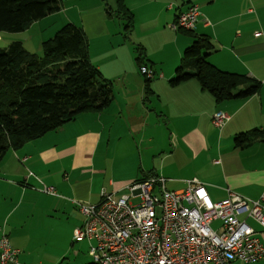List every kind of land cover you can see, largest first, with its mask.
Listing matches in <instances>:
<instances>
[{"label": "crops", "instance_id": "obj_1", "mask_svg": "<svg viewBox=\"0 0 264 264\" xmlns=\"http://www.w3.org/2000/svg\"><path fill=\"white\" fill-rule=\"evenodd\" d=\"M123 1L135 20L130 39L115 13L117 0H61L59 13L21 34L0 32V49L14 42L25 47L29 38L41 43L48 37L43 22L54 23L50 38L72 23L85 32L91 62L103 78L113 88L117 82L115 98L105 110L83 113L9 151L1 162L0 237L6 233L20 251L18 264L66 260L84 221L79 205H97L102 190L119 197L139 179L162 177L171 191L198 180L213 202L227 198L229 191L251 200L264 193V141L244 148L234 144L236 135L264 129V0ZM192 4L201 16L189 32L209 38L214 49L207 60L223 72L257 79L258 94L217 103L196 79L170 85L193 42L192 35L168 27ZM144 22H159L170 37L153 46L152 38L134 34ZM37 27H42L38 34ZM134 43L144 48L141 66L156 74L148 87L141 80ZM217 111L230 117L221 128L212 122ZM177 175L182 176L175 179ZM44 187H52L55 195L42 192ZM251 225L264 245V231ZM253 264H264V258Z\"/></svg>", "mask_w": 264, "mask_h": 264}, {"label": "trees", "instance_id": "obj_2", "mask_svg": "<svg viewBox=\"0 0 264 264\" xmlns=\"http://www.w3.org/2000/svg\"><path fill=\"white\" fill-rule=\"evenodd\" d=\"M61 9V0H0V32H24ZM115 13L124 22V37L130 39L135 20L123 0H117ZM180 30L194 40L184 50L182 64L169 81L171 86L196 79L217 103L247 99L260 92L257 79L223 72L207 60L214 49L208 37ZM135 50L140 68L145 60L144 48L137 46ZM150 82L146 78V87ZM114 98L113 82L103 78L91 62L88 38L82 28L72 23L42 42L41 56L26 50L20 42L1 48L0 164L9 151H17L62 128L83 113L102 112ZM257 140L264 141V129L238 134L234 144L244 148Z\"/></svg>", "mask_w": 264, "mask_h": 264}, {"label": "built area", "instance_id": "obj_3", "mask_svg": "<svg viewBox=\"0 0 264 264\" xmlns=\"http://www.w3.org/2000/svg\"><path fill=\"white\" fill-rule=\"evenodd\" d=\"M200 16L192 4L172 27L192 31ZM139 71L149 80L156 76L146 65ZM229 119L222 111L212 116L217 128ZM126 190L119 197L102 190L97 205H79L84 221L74 239L90 242L95 264H253L264 258L260 233L251 225L264 231V193L251 200L229 191L227 198L213 202L198 180L171 191L162 177L133 181ZM42 192L55 195L52 187ZM19 254L3 233L0 264H18Z\"/></svg>", "mask_w": 264, "mask_h": 264}, {"label": "rangeland", "instance_id": "obj_4", "mask_svg": "<svg viewBox=\"0 0 264 264\" xmlns=\"http://www.w3.org/2000/svg\"><path fill=\"white\" fill-rule=\"evenodd\" d=\"M42 27H45L46 30V34L48 37H45V40H48L50 37V32L53 29V25L54 23L52 21H50V24H48L47 22H43ZM173 24L169 25V29L170 31H172L173 33H176L172 27ZM42 27H37L35 28V30L37 31L36 33H40L42 31ZM35 33V34H36ZM14 34H21L20 33H14ZM134 34L136 36H142L144 37L145 35L148 36V41L151 40L152 38V44L153 46L156 44H161L162 42L166 41L167 39H165L163 36L165 37H170V34H168L167 31H164V29H162V27L160 26V23L158 22H144V26L140 27L138 29L135 30ZM13 35V34H12ZM28 34H26L27 36ZM55 35V34H54ZM54 35H52L54 37ZM51 36V35H50ZM52 38V37H51ZM190 39V38H189ZM27 46L26 50H28L31 53H34L38 56L42 55V42L41 43H37V38L34 36L33 38H29L27 39ZM191 42H193V39H190ZM136 46L135 49L137 48V46H139V43H134ZM2 46H4L2 44ZM8 45L6 44L4 48H6ZM3 48V47H2ZM137 57V55H136ZM145 77L141 75V80L143 81V83L145 82ZM114 89H117V82L114 81ZM182 175H177L176 178H179ZM218 223L215 222L213 224L214 229H217L216 225ZM74 242H76L75 247L70 246L69 250H68V254L66 256V264H95L94 263V259L91 257L90 255V242L88 240H82V241H75L74 237H73Z\"/></svg>", "mask_w": 264, "mask_h": 264}, {"label": "snow or ice", "instance_id": "obj_5", "mask_svg": "<svg viewBox=\"0 0 264 264\" xmlns=\"http://www.w3.org/2000/svg\"><path fill=\"white\" fill-rule=\"evenodd\" d=\"M201 195H203V193H201Z\"/></svg>", "mask_w": 264, "mask_h": 264}]
</instances>
